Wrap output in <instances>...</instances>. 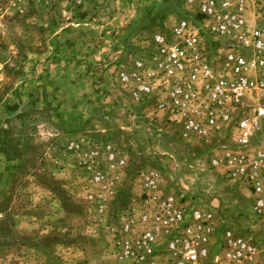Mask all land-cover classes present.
Masks as SVG:
<instances>
[{"label": "rangeland", "instance_id": "rangeland-1", "mask_svg": "<svg viewBox=\"0 0 264 264\" xmlns=\"http://www.w3.org/2000/svg\"><path fill=\"white\" fill-rule=\"evenodd\" d=\"M250 3L256 25L262 2ZM190 13L188 0H0V264H118L121 217L141 210L149 169L162 194L212 211L218 237L264 245L250 194L117 78Z\"/></svg>", "mask_w": 264, "mask_h": 264}, {"label": "built area", "instance_id": "built-area-1", "mask_svg": "<svg viewBox=\"0 0 264 264\" xmlns=\"http://www.w3.org/2000/svg\"><path fill=\"white\" fill-rule=\"evenodd\" d=\"M188 1L192 14L171 38L155 34L146 61L117 78L134 102L152 103L177 138L206 148L209 169L242 186L253 217L264 222V142L254 141L264 120V0L256 25L251 0ZM110 158L114 168L126 166ZM137 180L143 203L121 217L118 264H258L251 239L228 227L218 237L212 211L188 210L162 194L157 170H140Z\"/></svg>", "mask_w": 264, "mask_h": 264}, {"label": "crops", "instance_id": "crops-1", "mask_svg": "<svg viewBox=\"0 0 264 264\" xmlns=\"http://www.w3.org/2000/svg\"><path fill=\"white\" fill-rule=\"evenodd\" d=\"M256 247H257V257H256V261L258 264H264V245H257L256 243Z\"/></svg>", "mask_w": 264, "mask_h": 264}]
</instances>
